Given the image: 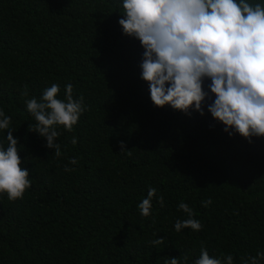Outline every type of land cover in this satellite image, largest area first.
<instances>
[{
    "label": "trees",
    "instance_id": "obj_1",
    "mask_svg": "<svg viewBox=\"0 0 264 264\" xmlns=\"http://www.w3.org/2000/svg\"><path fill=\"white\" fill-rule=\"evenodd\" d=\"M121 10L120 0H0V108L33 182L23 199L0 195V264H194L202 247L241 264L264 251V136L229 135L206 107L154 106ZM53 83L60 98L71 83L88 108L73 131L58 129L60 157L29 130L25 104ZM150 187L165 203L153 198L144 217ZM181 201L201 231H175L188 218Z\"/></svg>",
    "mask_w": 264,
    "mask_h": 264
},
{
    "label": "clouds",
    "instance_id": "obj_2",
    "mask_svg": "<svg viewBox=\"0 0 264 264\" xmlns=\"http://www.w3.org/2000/svg\"><path fill=\"white\" fill-rule=\"evenodd\" d=\"M120 4L122 32L138 39L144 49L141 78L148 82L154 106L167 105L188 115L192 111L204 115L206 107L229 135L238 133L249 142L252 137L264 136V0H120ZM206 81H210L207 90ZM73 87L66 84L60 98V86L53 83L39 98L25 100L35 121L29 130L44 137L56 157L62 155L58 129L73 131L88 110L83 96L74 98ZM208 100L211 103H206ZM11 122V116L0 108V132H7V145L0 141V195L6 193L9 201H15L24 198L33 182L30 170L22 166ZM71 143L77 144L75 136ZM121 152L131 154L123 142ZM69 163L76 165L78 160L71 157ZM64 170L74 169L66 165ZM153 198L164 206V196H157L156 188L150 187L137 205L142 216L152 215ZM211 203V199L202 201L204 207ZM177 208L188 218L175 221L176 232L203 229L187 203L181 201ZM163 240L156 238L152 243L158 245ZM262 262L261 250L255 256L241 257V264ZM165 264L180 261L170 257ZM194 264H234V257L211 256L202 247Z\"/></svg>",
    "mask_w": 264,
    "mask_h": 264
}]
</instances>
